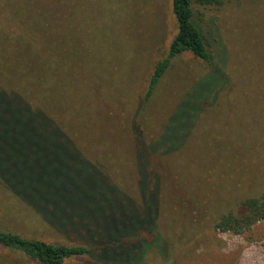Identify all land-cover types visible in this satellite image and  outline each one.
Here are the masks:
<instances>
[{"label":"rangeland","instance_id":"374dc122","mask_svg":"<svg viewBox=\"0 0 264 264\" xmlns=\"http://www.w3.org/2000/svg\"><path fill=\"white\" fill-rule=\"evenodd\" d=\"M191 7L210 64L191 53L176 57L145 102L150 74L177 32L171 0H0V89L44 112L83 158L60 151L57 161H88L135 206L141 205L136 148L146 149L166 127L154 148L170 137L169 149L183 153L187 167L209 171V181L235 177L220 209L201 210L188 194L173 192L183 230L161 223L162 244L139 252V264H264V220L239 236L214 228L221 215L237 212L240 201L264 196V0L216 6L192 0ZM200 85L201 96L186 101ZM233 149L237 176L220 162ZM207 152L216 153L211 169ZM146 158L149 172L164 184L167 162L151 153ZM193 181L199 184L187 189L190 194L199 195L200 187L207 193L205 182ZM0 231L81 244L79 235L56 230L1 183ZM154 239L141 233L131 242ZM0 264L35 263L0 248ZM66 264L98 263L83 257Z\"/></svg>","mask_w":264,"mask_h":264},{"label":"trees","instance_id":"16d2710c","mask_svg":"<svg viewBox=\"0 0 264 264\" xmlns=\"http://www.w3.org/2000/svg\"><path fill=\"white\" fill-rule=\"evenodd\" d=\"M193 1L199 6H216L223 0ZM191 4L192 0H171L177 32L170 42L166 56L156 62L150 74L143 98L145 102L153 95L176 57L191 53L210 64L204 38L193 21ZM212 74L216 78H222L218 70H213ZM201 87L198 86L192 96L185 100L191 99L194 102L198 99L202 94L199 91ZM167 129L166 127L162 136L146 149L136 148L141 205L135 206L88 161L83 160V165L72 158L57 161L56 155L59 156L60 151L72 153L79 159L82 157L44 112L33 107L22 96L0 89V183L53 228L81 237L80 245L64 246L0 231V248L18 251L35 264H66L70 259L83 257H93L98 264H139V252L145 254L152 247L162 244L161 223L170 231L183 230L177 220L179 210L175 195L179 197L181 194H188L201 210H212L215 207L220 209V206L227 203L235 177L225 183H222L224 178L209 181V171L187 167V159L183 153L169 149L173 142L170 137L161 147L154 148L157 141H161L168 133ZM223 135L230 137L225 133ZM231 141L234 145L233 137ZM166 147L168 148L165 149ZM143 150L147 152L144 154ZM160 150L162 151L159 152ZM147 153L167 162L168 173L165 177L168 176L169 179L164 184L149 172ZM234 153L235 150L228 151L229 159L221 158L220 162L230 164L229 167L235 170L237 176ZM215 154L205 153L204 161H207L210 169L215 163L212 160ZM197 157L192 155V158ZM231 159L235 161L233 165ZM195 179L210 187L207 193H203L201 187L196 190L199 195L187 191L199 184L193 181ZM263 220L264 196L240 201L237 212L221 215L214 228L220 233L239 236ZM141 233L153 235L155 239L150 243L143 240L132 243L131 240L137 239Z\"/></svg>","mask_w":264,"mask_h":264}]
</instances>
